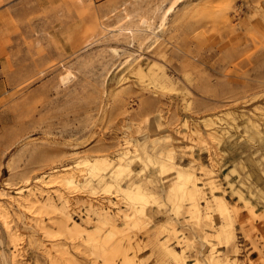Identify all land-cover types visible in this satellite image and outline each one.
I'll return each mask as SVG.
<instances>
[{
  "label": "rangeland",
  "instance_id": "374dc122",
  "mask_svg": "<svg viewBox=\"0 0 264 264\" xmlns=\"http://www.w3.org/2000/svg\"><path fill=\"white\" fill-rule=\"evenodd\" d=\"M144 149L136 199L80 163ZM211 263L264 264V0H0V264Z\"/></svg>",
  "mask_w": 264,
  "mask_h": 264
},
{
  "label": "bare ground",
  "instance_id": "6f19581e",
  "mask_svg": "<svg viewBox=\"0 0 264 264\" xmlns=\"http://www.w3.org/2000/svg\"><path fill=\"white\" fill-rule=\"evenodd\" d=\"M170 9H172V5L169 6L168 9L165 11L164 15L161 16L160 23L156 27L157 29L163 28L164 22H165V15L167 11ZM152 20L142 19L141 23L144 24V26H146L145 28L151 30L152 32L151 34L157 35L158 32L156 33L157 30L154 29ZM72 76H73V73L70 70H67L63 76V80H70ZM141 154L138 151L136 153V158H133L129 156V151H124V152L118 153L116 157L114 158L97 157L95 159H83L80 161V163L85 165L86 167L88 182H97V184L99 186H102L104 190H109L113 185L118 184L121 190L127 196H129L131 199H136V197L142 196V193H141L142 191H141V187L134 180L133 174L136 172V170H134V168L132 167V162L138 159V160H141V164L148 165L149 163L156 161V158L154 157V155L146 149H144ZM173 162H172V165L173 167H175ZM185 174H186V177L184 178L183 176ZM177 176H178V179L180 180V184L184 187V191H186L184 192L185 196H188L192 200L191 207L189 209L192 218L197 219V221H200L204 216L207 217L210 215L209 210L202 208L200 206V203H198V201L195 202V199H196L195 196L200 194V192L202 191L204 192L205 190L204 186H207L210 189L212 196L218 199V201L220 202V207L224 209L225 211H227L225 200L222 196H219L216 194L213 181L206 182L204 183V186H200L199 181H198L199 176L194 168H186L185 170L178 168ZM76 177L77 176H75L74 174H66L63 176V182L66 185L76 186L77 181H78ZM124 179H127V183H128L127 187H124L122 185V181ZM247 179L248 178L244 179L245 185H247L249 182V181L248 182L246 181ZM43 182L45 184V181ZM17 192L20 194V197L16 196L15 198L13 196L11 197V200L14 202H17L21 207H25L26 206L25 202H27L29 198L22 196V192H23L22 189H18ZM31 194L34 195V199L36 201H39L38 200L39 197L34 191ZM162 245H165L166 249H169L171 251V247L169 246L168 243L163 242ZM211 264H214V263H211Z\"/></svg>",
  "mask_w": 264,
  "mask_h": 264
}]
</instances>
